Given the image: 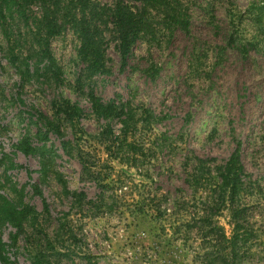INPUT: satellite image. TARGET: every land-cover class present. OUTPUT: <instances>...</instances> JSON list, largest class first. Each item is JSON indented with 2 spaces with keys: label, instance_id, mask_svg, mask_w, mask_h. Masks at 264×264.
Segmentation results:
<instances>
[{
  "label": "rangeland",
  "instance_id": "rangeland-1",
  "mask_svg": "<svg viewBox=\"0 0 264 264\" xmlns=\"http://www.w3.org/2000/svg\"><path fill=\"white\" fill-rule=\"evenodd\" d=\"M91 2L112 5L115 0ZM178 2L188 20L186 30L177 28L169 35L161 15L152 13L156 39L137 43L123 71L115 44L109 41L110 73L96 75L91 84L104 101L119 95L143 104L160 119L154 126L155 134L163 135L160 149L143 167L149 178L109 160L92 142V157L105 161L104 166L96 163L93 175L83 174L76 147L73 156L63 152L62 140L82 145L106 127L119 129L115 121L95 118L86 98L70 89L82 67L72 29L66 27L50 41L63 72L60 86L20 82L0 51V152L21 166H0V192L16 200L12 188L24 186V203L37 212L36 222L26 225L16 240L12 228H0L12 261L30 264L39 256L43 264H191L200 235L193 229L185 241L170 227L178 217L176 203L186 202L189 214H204L207 189L194 190L193 180L204 186L216 181L218 169L238 148L246 181L251 182L243 200L254 233L243 264H264V0ZM61 95L77 103L82 115L65 124L62 138L48 134L45 155L50 169L42 174L38 157L24 156L14 145L36 132L29 114L51 117L53 101ZM57 174L70 191L84 193L92 204L79 205L65 196ZM121 181L135 184L133 192L121 193ZM155 194L165 213L133 212L131 199ZM214 221L229 230L227 212Z\"/></svg>",
  "mask_w": 264,
  "mask_h": 264
},
{
  "label": "trees",
  "instance_id": "trees-1",
  "mask_svg": "<svg viewBox=\"0 0 264 264\" xmlns=\"http://www.w3.org/2000/svg\"><path fill=\"white\" fill-rule=\"evenodd\" d=\"M130 1L133 4L130 5L125 0H115L112 5H99L91 0H72L67 4L62 0H0V38L3 41V44L0 43V51L22 83L62 85L63 72L51 52L50 41L66 27L77 34V59L82 67L70 89L86 98L95 118L115 121L119 126L117 131L106 127L91 140H84L82 145L73 146L69 140L60 142L63 152L69 156H73L72 149L76 147V156L82 165L83 174L93 175L91 170L96 167L97 162L100 166L105 165V161L92 157L93 144L101 147L109 160L141 170L142 176L146 178L149 170L143 167L146 163H151L160 149V137L163 139L162 134L159 137L155 134L154 126L160 119L150 109L119 95L104 101L91 85L96 75L110 73L106 65L109 41L115 44L120 58V71H123L128 66L137 43L156 39L157 29L152 13L161 15L169 35L177 28L186 30L188 27L186 14L181 10L178 0ZM144 72L150 75L149 70L145 69ZM52 110L51 117L42 112L29 114L36 132L32 137L23 136L14 145V149L24 156L38 157L42 174L50 169L45 155L48 134L53 133L62 138L65 124L76 122L82 115V108L63 95L59 100L53 101ZM34 138L36 145L32 141ZM5 163L10 170L21 168L13 162L11 156L0 152V166ZM218 171L217 180H212L206 186L197 178L192 182L198 188H193L196 191L207 189L205 206L208 210L204 214H189L185 211L186 202L176 203L178 211L183 213L177 212L175 224H170V227L180 232L185 241L190 240L193 229H197L200 235L199 251L191 264H243L249 250L247 244L254 234L247 222L249 206L243 200L251 182L246 181L238 148ZM57 177L65 196L79 205L84 201L92 204L86 200L84 193L70 191L58 174ZM5 181L8 182L9 178L6 177ZM119 183L117 188L121 193L133 192L136 187L132 182ZM32 188L37 195L42 196L36 185ZM12 191L16 194V200H11L0 192V228H12L14 233L11 237L16 240L24 232L26 225L36 222L37 212L24 203V186L19 190L13 187ZM131 200L135 214L150 211L160 214L167 211L161 207V200L156 194ZM224 212H227L229 218L228 231L214 221ZM0 263L18 264L8 256L7 245L1 236ZM30 264H43V259L34 257Z\"/></svg>",
  "mask_w": 264,
  "mask_h": 264
}]
</instances>
